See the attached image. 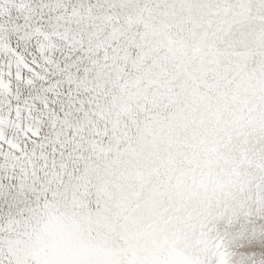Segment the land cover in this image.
<instances>
[{"label": "snow or ice", "instance_id": "6c2138e0", "mask_svg": "<svg viewBox=\"0 0 264 264\" xmlns=\"http://www.w3.org/2000/svg\"><path fill=\"white\" fill-rule=\"evenodd\" d=\"M145 10L159 16V40L144 48L134 39L118 38L119 17L92 13L98 0H80L79 14L67 0H0V264H18L32 246L47 249L46 264H126V253L138 235L141 210L155 211L159 197L175 201L199 198L204 183L206 154L220 136H230L235 108L255 121H264V64L257 65L242 25L264 0H144ZM54 6L57 26L78 25L102 47L103 66L124 73L147 75L144 99L127 112L115 149L122 153L121 183L114 211L124 221L122 246L113 239L111 215L96 200L95 219L75 228L61 223L46 230L52 198L60 194L83 160V139L63 136V125L85 111L72 85L88 77L100 64L80 45H69L54 60L42 59L35 37L51 23ZM106 21L105 22H102ZM111 25V35L106 33ZM150 105V106H149ZM59 126V127H58ZM115 129L96 128L105 140ZM257 138L253 153L262 150ZM110 146V150H111ZM103 150V149H102ZM59 158L60 164H57ZM63 170V171H61ZM53 184L57 185L53 188ZM82 196L95 198L91 186ZM75 198V196H73ZM201 219L213 248L205 264H218L215 245L229 254L236 206L225 198L204 199ZM256 223L264 224V219ZM102 227H96V225ZM249 264L264 259V246L240 249ZM127 264H146L144 261Z\"/></svg>", "mask_w": 264, "mask_h": 264}, {"label": "clouds", "instance_id": "9594fccd", "mask_svg": "<svg viewBox=\"0 0 264 264\" xmlns=\"http://www.w3.org/2000/svg\"><path fill=\"white\" fill-rule=\"evenodd\" d=\"M67 2L81 14L86 15L87 9L80 8V0H67ZM99 7L93 6L92 13L100 18L111 16L119 17L118 38L123 41L135 40L144 48L157 44L159 36L156 29L159 25V16L155 12L145 10L144 0H98ZM57 13L63 15L60 8L54 6L50 17L51 23L42 26V34L35 37L37 51L42 59L54 60L57 54L66 46L80 45L86 49L83 55L89 59L100 58V64L95 71L86 78H81L72 85L74 91L82 98L86 107L79 118L72 117L63 127V136H77L83 139V160L77 162V174L70 175L60 194L53 197L52 206L46 216H41V223L46 222L53 215L61 223L71 228L77 225L87 226L89 215L95 219L96 209L90 207L96 200L102 207L113 210L105 213L111 215L113 225V239L117 246H122V233L124 221L117 219L114 211L119 195L121 183L122 153H117L115 145L116 136L119 135L124 121L127 119L129 109L135 111L138 106L146 103L144 96L147 91L145 85L149 77L137 81L141 73H124L118 67L103 66L102 45L95 38H89L87 33H82L78 25L65 27L57 26ZM105 22L106 21H103ZM242 28L248 37L249 50L259 54L252 57V62L257 65L264 64V11H253L246 17ZM106 33L111 35V25L106 27ZM150 106V105H149ZM235 125L230 129V136H220L213 146L216 151L206 154L204 159L211 160L203 168L204 183L200 186V197L185 199L183 202L173 201L169 197L161 196L157 201L155 211L141 210V224L138 235L132 241L128 251L121 254L127 262L144 261L146 264H185V261L203 260L205 254L194 242V237L189 225L196 221L203 206L204 199L211 200L218 196L221 184L230 181H247L251 177L259 176L264 181V124L253 120L240 106L235 108ZM255 122V123H254ZM107 126L115 129L107 140L103 136L97 137L96 128ZM59 127V126H58ZM262 141V150L253 153L257 138ZM110 146L111 150H110ZM103 149V150H102ZM247 150L253 162L251 172L245 166L241 175L233 173L240 170V159ZM57 164H60L57 158ZM63 171V170H61ZM91 186L95 198L90 202L82 196L83 190ZM57 185L53 184V188ZM229 190L234 191V186ZM75 196V198H73ZM240 195H236L232 203L241 213V226L233 227L229 231V247L237 253L232 264H249L245 253L240 249L251 244L264 246V224H257L256 220L264 219V201L250 203L244 209L238 207ZM252 212V219L244 215ZM96 227H102L97 224ZM255 264H264V259H258Z\"/></svg>", "mask_w": 264, "mask_h": 264}, {"label": "rangeland", "instance_id": "374dc122", "mask_svg": "<svg viewBox=\"0 0 264 264\" xmlns=\"http://www.w3.org/2000/svg\"><path fill=\"white\" fill-rule=\"evenodd\" d=\"M260 124H264V121H257ZM240 170L233 173V175L239 176L243 172V168L247 166L249 172H251L253 165L250 155L247 150L244 151L242 158L240 159ZM230 186H234V191L229 190ZM219 195L212 198H227L231 203L235 201L236 195L239 194L241 199L239 200L238 207L244 209L250 203H259L264 201V181L259 176L251 177L247 181L241 182L240 180L230 181L229 184H221L218 188ZM233 204V203H232ZM247 216L248 222L252 219V212L249 210L244 213ZM202 211H200L196 221L189 225L192 232L194 242L199 246L202 252L205 254L213 248L212 242L208 240L206 232L204 231L205 225L201 219ZM61 221L54 215L49 219L48 224L45 226L49 232H56L60 227ZM241 226V213L237 210L234 217L233 227ZM47 249L43 246L36 245L27 249L23 256L18 260V264H46ZM214 254L219 258L218 264H229V254L226 251H222L219 244L215 245ZM185 264H205V259L195 261H185Z\"/></svg>", "mask_w": 264, "mask_h": 264}, {"label": "bare ground", "instance_id": "6f19581e", "mask_svg": "<svg viewBox=\"0 0 264 264\" xmlns=\"http://www.w3.org/2000/svg\"><path fill=\"white\" fill-rule=\"evenodd\" d=\"M255 123V122H254Z\"/></svg>", "mask_w": 264, "mask_h": 264}]
</instances>
